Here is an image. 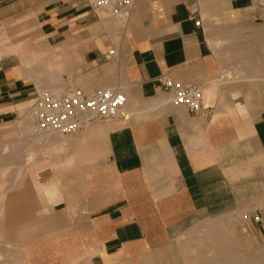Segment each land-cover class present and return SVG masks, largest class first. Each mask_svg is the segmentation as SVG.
<instances>
[{
	"label": "crops",
	"instance_id": "0c3cea01",
	"mask_svg": "<svg viewBox=\"0 0 264 264\" xmlns=\"http://www.w3.org/2000/svg\"><path fill=\"white\" fill-rule=\"evenodd\" d=\"M107 22L85 0H0V264H177L180 235L231 212L264 240V0H134ZM219 25L244 80L214 83ZM42 72L121 90L130 119L34 136ZM161 75L199 84V110Z\"/></svg>",
	"mask_w": 264,
	"mask_h": 264
},
{
	"label": "rangeland",
	"instance_id": "374dc122",
	"mask_svg": "<svg viewBox=\"0 0 264 264\" xmlns=\"http://www.w3.org/2000/svg\"><path fill=\"white\" fill-rule=\"evenodd\" d=\"M104 22H112L118 28V23L114 18L104 13L99 14ZM218 21V20H217ZM216 29L214 40L211 41L212 47L220 60V72L214 83H222L229 80L245 79L244 62L238 60V29L228 26H209ZM227 39H223V38ZM229 37L231 40H229ZM235 51L234 56H229V47ZM32 75H34L32 73ZM60 72L57 74L39 73L35 78L39 79V92L50 91L53 93L61 92L67 84L73 87H83L73 85L69 79H61ZM102 86L99 88H106ZM120 92L124 94L121 90ZM28 117V116H27ZM29 119V117H28ZM44 135L43 137H45ZM54 137V136H50ZM51 139V138H50ZM36 147L35 149L38 151ZM34 150V149H33ZM35 151V152H37ZM56 148L52 144L42 145L40 156L53 153ZM62 150H60L61 152ZM2 159L16 160L9 153ZM60 152L57 154H60ZM36 154V153H35ZM56 154V155H57ZM19 158H17L18 160ZM12 171V170H8ZM7 172V173H8ZM6 173V174H7ZM6 174L3 176L5 177ZM245 212H231L214 218L201 220L190 231L180 235L176 239L177 264H264V240L256 237L254 232L245 226ZM247 255V256H246ZM247 257V259H246ZM257 257V258H256ZM254 262V263H253Z\"/></svg>",
	"mask_w": 264,
	"mask_h": 264
},
{
	"label": "built area",
	"instance_id": "2783aa9c",
	"mask_svg": "<svg viewBox=\"0 0 264 264\" xmlns=\"http://www.w3.org/2000/svg\"><path fill=\"white\" fill-rule=\"evenodd\" d=\"M94 13H104L118 20L124 28L134 0H85ZM192 12H195L193 10ZM199 18L194 23L199 25ZM109 54H114L111 49ZM169 101L196 112L201 107L203 88L196 83H184L166 75L157 78ZM124 94L113 88H96L86 92L67 84L61 92L41 91L27 114L32 123V134H51L69 137L93 122L127 121L132 112L125 106ZM254 216V220H257Z\"/></svg>",
	"mask_w": 264,
	"mask_h": 264
},
{
	"label": "bare ground",
	"instance_id": "6f19581e",
	"mask_svg": "<svg viewBox=\"0 0 264 264\" xmlns=\"http://www.w3.org/2000/svg\"><path fill=\"white\" fill-rule=\"evenodd\" d=\"M107 88V87H106ZM126 99V98H125ZM35 153V152H34ZM27 155V154H26ZM33 156V155H32ZM28 157H29V155H28ZM26 158H27V156H26ZM31 158V157H30ZM30 158H28V160L30 159ZM247 256V255H246ZM257 258V257H256ZM246 259H247V257H246ZM254 263V262H253Z\"/></svg>",
	"mask_w": 264,
	"mask_h": 264
}]
</instances>
